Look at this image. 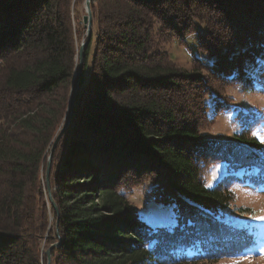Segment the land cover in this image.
<instances>
[{
	"label": "trees",
	"instance_id": "trees-1",
	"mask_svg": "<svg viewBox=\"0 0 264 264\" xmlns=\"http://www.w3.org/2000/svg\"><path fill=\"white\" fill-rule=\"evenodd\" d=\"M82 1L0 0V264H47L59 241L46 173L78 78ZM91 8L73 117L52 158L62 244L51 264L240 257L258 237L223 213L235 206L236 184L264 190L255 135L264 114L234 106L227 88L252 92L264 73V0H91ZM196 22L207 30L201 48L216 57L205 76L162 48ZM228 111L239 112L237 137L206 138ZM218 163L228 173L209 188L205 173ZM146 184L156 202L174 204V225L152 228L125 196Z\"/></svg>",
	"mask_w": 264,
	"mask_h": 264
},
{
	"label": "rangeland",
	"instance_id": "rangeland-1",
	"mask_svg": "<svg viewBox=\"0 0 264 264\" xmlns=\"http://www.w3.org/2000/svg\"><path fill=\"white\" fill-rule=\"evenodd\" d=\"M77 12L83 20L86 15L85 0L77 4ZM77 22L76 19L73 20L74 29L78 28ZM82 23L84 25V21ZM206 34V27L196 22V31L194 33L182 38H176L172 42L162 45V48L170 54L176 64L183 70L205 76L212 69L216 60V57L210 51L201 48L202 37H206ZM85 38H87L86 32L81 37V42ZM198 61L202 64L201 67H197ZM79 63L80 58L78 56V69ZM255 82V90L252 92H246L244 87L241 86H230L227 88V95L232 99L233 105L239 107L244 112L250 111L264 114V73H258ZM210 104L212 105V103ZM238 114L239 112L237 111L221 113L217 117L215 124L207 129L203 135L206 138L223 140L236 138L242 130V126L237 118ZM212 115L213 112L210 111V117ZM255 135L264 144V121L256 129ZM227 173L225 163L213 165L205 173L206 186L209 188L214 187ZM149 189L150 185L146 184L124 194L130 201L137 205L140 218L146 221L152 228L158 229L164 226L174 225L176 215L174 204L156 202L151 196ZM233 190L237 195L236 203L235 206L225 210L223 213L224 219L236 226L247 227L256 234L258 243L238 258H224L214 263L202 262L199 264H264V220L260 219L264 217V190L254 188L249 184L244 186L236 184ZM43 247H45V244Z\"/></svg>",
	"mask_w": 264,
	"mask_h": 264
},
{
	"label": "water",
	"instance_id": "water-1",
	"mask_svg": "<svg viewBox=\"0 0 264 264\" xmlns=\"http://www.w3.org/2000/svg\"><path fill=\"white\" fill-rule=\"evenodd\" d=\"M85 10H86V15L84 16V25L86 26V36L87 38L83 39V41L81 42V45H80V51H79V58H80V63H79V69H78V73H77V76H78V79H77V82H76V85H75V89H74V92H73V95H72V102H71V112L69 114V117L68 119L66 120L64 126L62 127V130L61 132L59 133L58 137L56 138L52 148H51V151H50V155H49V158H48V167H47V173H46V181H47V185H48V193H49V197L51 199V202L54 206V208L56 209V212H57V216H58V221H57V232H58V235H59V241L57 243H55L54 245H52L46 252L47 254V264H51L52 262V255H51V250L55 247H59L61 244H62V237L60 236L59 234V230H58V222H59V218H60V212H59V209L55 203V200L52 196V191H51V188H50V171H51V166H52V158H53V154H54V151H55V148L58 144V141L59 139L61 138L62 134L65 132V130L68 128L69 124H70V121H71V118L73 117V108L75 106V103H76V98H77V92H78V89L80 87V83H81V78H82V71H83V62H84V50H85V47L87 46V44L91 41L92 39V36H93V31H92V28H93V11H92V8H91V0H85Z\"/></svg>",
	"mask_w": 264,
	"mask_h": 264
},
{
	"label": "snow or ice",
	"instance_id": "snow-or-ice-1",
	"mask_svg": "<svg viewBox=\"0 0 264 264\" xmlns=\"http://www.w3.org/2000/svg\"><path fill=\"white\" fill-rule=\"evenodd\" d=\"M260 219L264 220V217H261Z\"/></svg>",
	"mask_w": 264,
	"mask_h": 264
}]
</instances>
